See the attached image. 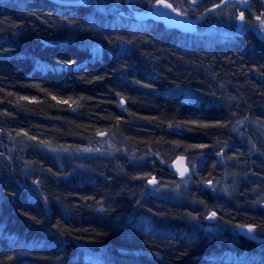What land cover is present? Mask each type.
<instances>
[{"label":"trees","instance_id":"trees-1","mask_svg":"<svg viewBox=\"0 0 264 264\" xmlns=\"http://www.w3.org/2000/svg\"><path fill=\"white\" fill-rule=\"evenodd\" d=\"M59 1L0 0V264H264V245L232 231L248 221L264 232V39L250 31L231 32L232 5L223 10L228 22L205 21L227 30L209 38L204 34L208 23L191 33L156 16L138 19L139 13H151L155 0ZM215 3L176 0L173 6L197 15L202 6ZM52 23L90 32L76 42L60 39ZM114 26L141 36L118 39L130 40L134 50L114 53L106 64L104 46L117 44ZM88 41L104 52H92L95 63L87 69L89 63H79ZM187 46L192 53L185 54ZM150 50L157 51L162 66L155 72L140 67L128 81L119 78L121 63H132L133 54H139L137 61L153 62L157 53ZM61 61L74 63L75 69L59 71ZM65 95L75 99L68 97L58 107L52 97ZM24 96L36 97L35 104L21 102ZM3 102L9 107L2 109ZM13 105L24 114L11 112ZM121 126L137 143L124 140V146L144 148L141 156H151L148 147L155 141L168 142L169 162L180 156L192 163L205 160L197 184L222 179L240 188L229 201L213 185L191 188L188 193L199 202L188 197V203L177 204L151 194L146 169L126 172L111 164L106 178L87 186L86 176L75 179V171L70 176L72 168H58L46 150L29 145L22 156L18 151L23 139L39 144L33 131L45 135L41 145L65 150ZM17 134L20 141H10ZM151 163L159 185L166 179L175 181L169 185L180 183L167 172L170 164ZM43 193H50L54 203ZM213 211L222 219H206ZM229 250L234 257L225 256Z\"/></svg>","mask_w":264,"mask_h":264},{"label":"rangeland","instance_id":"rangeland-1","mask_svg":"<svg viewBox=\"0 0 264 264\" xmlns=\"http://www.w3.org/2000/svg\"><path fill=\"white\" fill-rule=\"evenodd\" d=\"M55 12H57V11H55ZM156 14H157L156 9L153 8L150 14L149 13H146V14L139 13V14H137V17H138V19L143 18V17H147L149 15L152 17H155ZM220 14L222 15V13H219V15ZM170 15H171V12H170ZM171 16H176V15H171ZM213 19H215L214 16H212V20ZM216 20L218 21V18ZM226 20L228 22L227 18H226ZM206 23H208L210 25L206 26V28L204 30V34L206 36H208L209 38H212L213 36L217 35V33L218 34H225V32H227V30H224L223 31L224 33L221 32L219 30L221 28L214 26V24H211V22H206ZM206 23L204 22L202 24H206ZM237 25H238V21L235 20V23L232 25L233 30H231V32L237 33V31H236ZM51 27L53 29L55 36L59 37L60 39L61 38L68 39L69 41L75 40V42L79 41V40H83V35L81 33L87 34L90 32L87 30L80 29L79 27H77L76 24L75 25H66V24H62V23H60V24L52 23ZM65 27H67L69 30ZM114 27L117 28L116 31L118 32V34L114 36V39L117 41V44H113V45H115L113 48L111 45L104 46L105 51H106V57H107V59L105 61L106 64L110 62L114 53L129 55L134 50V43H132L130 40L120 41L118 39H120V38L124 39L125 37L138 39L141 36L140 33H138L135 36L136 33L133 30L125 31L124 29H122L123 27H121V26L120 27L114 26ZM187 32L192 33V32H195V30L194 31H187ZM126 33H128V34H126ZM129 34H131V35H129ZM237 34H241V33H237ZM144 43L149 44V42H144ZM116 45H118V46H116ZM176 45H178V44H176ZM174 47L177 48L178 46L174 45ZM81 49H82L81 55L83 56V59H81V62L79 64H82L83 62H85L86 64L89 63L87 66V69L89 67H93L94 66L93 63H95L94 59L91 58L90 54L93 55L92 52H95V53L104 52L103 46H101L99 43H94V42H90V41H88L86 46L82 47ZM150 52H152L153 55L155 53H157V51H152V50H150ZM192 52L193 51L191 50L190 46H187V51H185V54H190ZM138 55L139 54H133L130 56V59H133L132 63L131 62H128L127 64L123 63V62L121 63L120 70L116 72L119 74L120 79H122L124 81H128V77H129L130 73L141 72L139 70L140 67H144V69H147V67H149L148 68L149 71L154 70V72H155L157 67L163 65V61L160 59L161 57L159 58L160 55L158 53L156 54L157 55L156 59H154L153 62H143L144 60L143 61H137L136 59H140V57ZM62 62H65V61H61L60 64L58 65L59 71H61L62 69H67L68 71H73V68L75 69L74 63L65 62L62 65L61 64ZM140 64H141V66H140ZM64 67H66V68H64ZM106 68H108V67H106ZM68 73H71V72H68ZM39 83H40L39 81H37V82L27 81L26 85L30 86V87H36L37 85L42 87V85ZM77 85H79V84H77ZM45 90L46 89H44L43 91H45ZM35 94L39 95L38 89L35 91ZM26 97L31 98V99L30 100L22 99L20 101L25 102V103L35 104L34 102L36 101V97L24 96V98H26ZM68 97L75 99V97H73L71 95H65L62 98H56L55 100L58 102L57 104L59 105V106L58 105L57 106L60 107L61 106L60 104L65 103V101H67V103H68L70 101ZM73 105L75 106V104H73ZM6 107H9V106H7L6 103H4V102L1 103L2 109L6 108ZM79 110H81L80 106L78 107V110H77V108H76V110L74 109V111H76V112H78ZM10 111L15 112L19 115H21V113H22L21 110H20L21 111V113H20L17 105L11 106ZM22 114H24V113H22ZM135 117H133V119H135ZM109 127H111V126H109ZM105 128H108V127H105ZM105 128H102V129L104 130ZM22 129H25V128H22ZM78 130H76V131H78ZM100 130L101 129L99 128V131ZM33 132L35 133V135H34L35 140L39 144L37 145L35 142H32V141H26L25 142V140L23 139L21 141V146L19 147L20 149L18 150L20 155L21 156L23 155L24 150H28L29 145H31L34 148L39 149V151L46 150V152L52 157V160L54 159V161L57 163L58 168H61V166L72 168L73 172L70 174V176L73 175L74 171H75V179L84 180V177L86 176L85 182L90 183V184H87V186L93 185V184L99 182L100 179L106 178L107 177L106 176L107 171L105 170V168L111 164H117V165L121 166L122 170H124L126 172L129 170L133 171L135 169H141V170L146 169L147 171H150V173H149L150 176L147 178V181H148L154 177V176H152L154 169L152 168L151 162H154L153 165H160V166L166 165V166H168V164L171 165V164L175 163L178 159H185L187 162L186 168L188 169V172L183 179H181V178L179 179L180 183L169 185L168 182H171L172 180L166 179L167 183L163 182V186L158 185L159 184L158 183L157 186L153 190H150L152 195H154V196L157 195V196L164 197V198L166 197L168 200H170L172 202H176L177 204L188 203L189 202L188 197H190L195 202H199L198 199L195 198L196 195H192V193L191 192L188 193V191H190L191 188H194L197 191H200V190L203 191L209 185H213L214 189L219 190V194H223L226 197V201H229L228 196H230L231 193L234 195V192L236 191L235 189L240 188V185L236 184L235 182L228 183L222 179H219L218 182L215 183L211 179L207 178V179H205L204 182L199 181L200 183L197 184L198 174H200L201 171L203 172V174H205V170H206L205 160L204 159H198V160H203V161L192 163V161L189 159L188 156H180V157H177L178 159L176 161L169 162L168 160H170L169 157H170V154L173 153V149L169 148L167 146L168 142H167V144L160 143V141H155V143L153 142L154 144L148 147V150L150 151L151 156H149V157L141 156L139 153L144 148L133 149V148H129V145L127 148L124 146V145H127L126 141L130 142L131 144H137V143L135 142V140L131 139L130 133H128L126 131V129H124L123 126H121L120 131H118L116 133H113L112 131H109V129H108L105 132H102V133L99 132L95 141L93 139L86 140V142H88L87 145L84 144V145L78 147L77 149L72 148V149H65V150L49 147L48 145H45V146L41 145L39 140H41L42 138H45V135L43 133H39L36 131H33ZM2 133L3 132L0 129V134H2ZM3 136H5V133L3 134ZM17 136H18V134L10 137V141H11V139L13 142H15L17 139L20 141V138H18ZM124 140H126V141H124ZM53 149H55V150H53ZM198 152H199V150L196 149L195 153H198ZM38 153H40V152H38ZM122 159L127 161V163L129 164L127 167L124 163H121V161H119ZM100 161H103L104 163H97ZM165 161H168V162L164 163ZM95 163H97V164H95ZM100 165H103V166H100ZM50 170H52V169H50ZM129 172H131V171H129ZM167 172L171 173L172 176H174V177L177 176V173H175V172H172L169 170ZM189 173H191V175H189ZM118 175H120V174H117L116 176H118ZM206 176H207V174H206ZM179 177H181V176H179ZM204 177H205V175H204ZM61 178H62V180L66 179L65 176H63V175ZM172 182L175 183V181H172ZM196 184L201 185V189H198L195 186ZM102 185H105V183H102ZM51 192L53 194H55L53 190ZM41 196L43 197V199H45V201L47 200L48 203L50 202V200L51 201L53 200L51 203H54L55 198L52 199V196L50 193H43ZM231 199H232V197H231ZM51 203H49V204L51 205ZM53 205H52V207H54ZM98 212H104V210H99ZM219 212H221V214L225 213V211L222 210L221 208L219 209ZM104 219H107V218H104ZM161 232L164 233V231H161ZM225 256L234 257L235 251L229 250V252ZM257 256H258V254L253 256V258L256 260ZM235 259L236 258H234V260Z\"/></svg>","mask_w":264,"mask_h":264},{"label":"snow or ice","instance_id":"snow-or-ice-1","mask_svg":"<svg viewBox=\"0 0 264 264\" xmlns=\"http://www.w3.org/2000/svg\"><path fill=\"white\" fill-rule=\"evenodd\" d=\"M176 0H155L153 3V8L158 10L161 15L168 16L169 12L175 13L176 16H185V12L178 10V8L174 7V3ZM193 4H197L200 2V0H191ZM231 3L232 7H236L237 4H239L242 8L247 9L249 7V0H216L215 6L212 8H209L208 11L210 12H217L218 9H224L226 5H229ZM161 9H167L169 11H161ZM239 12V15L235 17L237 21H239V24L237 25L236 31L237 33H242L243 31L247 30L249 27H255L260 33L264 34V12H262L260 15L255 17L256 21H259L258 24H254L253 20L250 18H246L243 11H240V9H237ZM207 13H205L206 15ZM203 19V17H200ZM53 99H56L55 96L52 97ZM20 99H26L24 97H21ZM123 98H121V104H123ZM67 103V101H65ZM243 123V122H240ZM171 127V125H169ZM235 130V129H234ZM23 135L27 136V133H23ZM29 139H34V137H29ZM55 150V149H53ZM179 171V169H178ZM188 172V169L185 168L183 172H180V175L182 178H184L185 173ZM191 175V173H189ZM149 184L155 183V177L148 180ZM206 219L212 221L218 219L217 213L215 211L211 212L209 215L206 216ZM236 227L241 228L242 230H245L247 233H255L257 231L256 227L252 225H237ZM253 239H255V236H252Z\"/></svg>","mask_w":264,"mask_h":264},{"label":"flooded vegetation","instance_id":"flooded-vegetation-1","mask_svg":"<svg viewBox=\"0 0 264 264\" xmlns=\"http://www.w3.org/2000/svg\"><path fill=\"white\" fill-rule=\"evenodd\" d=\"M229 5H231V3H230ZM229 5H226L224 9H227V7H229ZM214 6H215V4H212V5H210L209 7L202 6L204 9L202 10V12H199L197 15H188V14L185 13V16L188 18L187 24L191 23L193 20H196V19H199L200 17H203V19H201V20H199L198 22H196L195 26L192 27L195 31H197V30L199 29V27L201 26V24L204 23L206 20H209L212 16H214L215 19L218 18V21H224V22H226V18L228 19L229 14H226V12H223L224 9H218L217 12H209V11H208L209 8H212V7H214ZM205 8H207V9H205ZM233 8L236 10V16L239 15V12L237 11V9H240V11H243V12H244V15H245L246 18H250V19L253 20L254 24H258L259 21H256V20H255V17L258 16V15H260L262 12H264V0H249V7H248L247 9H244V8L241 9L239 4H237L236 7H233ZM220 12H223L222 15H221V14L219 15ZM205 13H207V14L205 15ZM171 15H175V13L172 14V12H171ZM218 15H219V16H218ZM185 16H183V17L178 16V17H179V19L181 20V19L184 18ZM225 17H226V18H225ZM235 20H236L235 17L232 16L233 24L235 23ZM238 24H239V21H238ZM184 26H185V25H184ZM174 27H175V26H174ZM185 27H186V28H189L187 25H186ZM247 31H248V32L250 31V32H252L254 35H257L258 37L264 39V34L260 33V32H259L254 26H253V27H249L247 30L243 31L242 34L246 33ZM248 32H247V33H248ZM177 159H178V158H177ZM177 159H175V161H176ZM186 164H187V163H186ZM171 171L177 173V176H178V177L181 176L176 170L172 169ZM153 174H155V173H153ZM186 174H187V173H186ZM185 176H186V175H185ZM185 176H184V177H185ZM180 178L183 179L182 177H179V179H180ZM147 182H148V181L146 180V183H147ZM148 184H149V183H148ZM150 187H151V186H150ZM155 187H156V186H155V184H154L153 187H151V188L154 189ZM220 213H221V212H220ZM221 216H222L221 214L217 213V217L221 218ZM221 219H222V218H221ZM221 221H225V220H221ZM237 225H252V226H254V227L256 226L257 231L255 232V234H256L257 236H263V235H264V232L261 231L260 227L258 226V224H257L256 222L248 223V221H245V222H244V221H241V223H240V224H237ZM237 225H236V226H237ZM214 226L217 227L216 225H213V228H214ZM236 226L233 227L232 231H233V232H236V233L239 235L238 230L236 229V228H238V227H236ZM258 233H259V234H258ZM239 236L244 237V238H246V239H248V240H252V241H255V242H257V243H260V242L254 240V239L247 238V237L242 236V235H239ZM260 244H262V243H260ZM263 245H264V244H263Z\"/></svg>","mask_w":264,"mask_h":264},{"label":"water","instance_id":"water-1","mask_svg":"<svg viewBox=\"0 0 264 264\" xmlns=\"http://www.w3.org/2000/svg\"><path fill=\"white\" fill-rule=\"evenodd\" d=\"M56 1V0H53ZM85 2V0H82L81 2H67L66 4H74V5H83ZM241 9H243L240 6ZM161 11H169L167 9H161ZM157 14H156V20L159 22H165L167 23L168 26L170 27H177L182 31H194V29L192 27L195 26L196 22H198L199 20H201V18L193 20L191 23L187 24L188 18L185 16L184 18H182L181 20L179 19L178 16H171L170 12L168 16H163L160 14V12L158 10H156ZM210 12V11H209ZM187 25L189 28H186L185 26ZM186 160L185 159H178L175 163L170 165L171 169L176 170L179 174L180 172H183L184 169L186 168ZM179 169V171H178ZM186 175V173H185ZM155 184V183H154ZM154 184H149L151 187H153ZM239 235L245 236L247 238H252V236H255L256 241L264 244V235L263 236H257L255 233H247L245 230H242L241 228H237Z\"/></svg>","mask_w":264,"mask_h":264},{"label":"bare ground","instance_id":"bare-ground-1","mask_svg":"<svg viewBox=\"0 0 264 264\" xmlns=\"http://www.w3.org/2000/svg\"><path fill=\"white\" fill-rule=\"evenodd\" d=\"M51 1H53V0H51ZM53 2H56V3H60L61 4V2L59 1V0H56V1H53ZM68 2H74V1H68ZM78 2H81V1H78ZM67 3V2H66ZM69 5H74V4H69ZM167 24V23H166ZM169 169H170V171L172 170L171 168H170V165H169ZM159 183V181H158V179L155 177V186H157V184ZM160 184V183H159ZM158 184V185H159ZM147 186H148V188L150 189V190H153V188H151L150 187V185L149 184H147ZM256 227V226H255ZM237 229V228H236ZM259 234V233H258Z\"/></svg>","mask_w":264,"mask_h":264}]
</instances>
